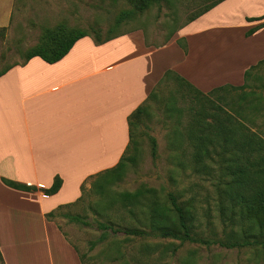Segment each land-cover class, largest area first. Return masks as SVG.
Wrapping results in <instances>:
<instances>
[{
    "label": "crops",
    "instance_id": "crops-1",
    "mask_svg": "<svg viewBox=\"0 0 264 264\" xmlns=\"http://www.w3.org/2000/svg\"><path fill=\"white\" fill-rule=\"evenodd\" d=\"M234 21L241 25L235 27ZM178 38L184 39L186 51ZM262 59L264 0H223L161 46L146 44L141 30L101 43L83 36L54 63L33 56L1 74L4 263L82 264L73 244L46 213L74 202L90 175L117 164L130 140L129 114L166 69L207 93L225 84L242 85L245 70ZM255 72L264 74V65ZM54 176L61 178V186L46 195L41 188L50 187ZM1 177L37 190L9 187Z\"/></svg>",
    "mask_w": 264,
    "mask_h": 264
},
{
    "label": "rangeland",
    "instance_id": "rangeland-1",
    "mask_svg": "<svg viewBox=\"0 0 264 264\" xmlns=\"http://www.w3.org/2000/svg\"><path fill=\"white\" fill-rule=\"evenodd\" d=\"M208 1H161L114 26L118 12L130 7L128 0H0V71L23 64L29 48L42 41H52L59 32L68 33L76 28L87 30L94 41L141 30L146 44L161 46L172 30L186 23L190 14ZM234 22L235 27L241 25L239 21ZM176 90L172 80L163 82L157 96L145 101V113L131 118L132 143L125 155L128 159L122 175L106 184L102 191L91 185L93 178L88 179L80 198L56 212L54 222L82 256L83 264H264V248L259 245L222 244L242 241L245 225L239 217L232 221L227 217L229 211L224 205L228 203L220 197L217 187L221 184L215 162L217 155L212 153L209 169L197 172L191 167L192 149L184 127L189 122V108H197L199 103L188 96L183 98ZM228 90L219 94L230 101L239 90ZM257 91L264 95V88ZM209 97L216 101L215 94ZM172 101L176 110L170 115L166 108ZM178 110L183 113L179 115ZM248 112L251 117L248 124L264 137V102L259 111ZM152 138L156 144L155 155ZM141 187L155 189L161 198L173 192L180 201L192 199L196 225L193 231L199 240L181 242L155 236L127 239L118 232L110 233L105 241L91 248L90 242L100 232L95 219L118 221V217H123L124 223L135 225L128 217H143L141 209L134 208L135 215H131L116 203L121 194L124 196ZM62 213L81 215L91 225L71 221Z\"/></svg>",
    "mask_w": 264,
    "mask_h": 264
},
{
    "label": "trees",
    "instance_id": "trees-1",
    "mask_svg": "<svg viewBox=\"0 0 264 264\" xmlns=\"http://www.w3.org/2000/svg\"><path fill=\"white\" fill-rule=\"evenodd\" d=\"M161 1L170 2V0H128L130 7L118 12L115 17L114 26L132 19L137 13H143L153 5L161 3ZM222 1L209 0L199 10L190 14L183 25L196 19L214 6L216 7ZM253 19L257 18H248V20ZM259 26L249 29L246 34H251ZM179 28L171 31L167 41ZM48 32H51V30ZM83 36L90 35L87 30L81 28H76L68 33L59 32L52 41H42L29 48L25 56V62L33 56H38L48 63H54L60 60L70 50L74 42ZM115 36L108 35L103 40L95 42L101 43ZM177 43L186 51V43L183 38H178ZM263 65L264 59L246 69L242 85L225 84L214 87L207 93L194 87L175 71L166 69L162 78L144 102L136 107L128 116L127 124L129 125L130 140L125 153L113 167L90 175L88 179H94L91 185L102 191L106 184L122 175L125 169V161L128 159L125 155L132 143L131 123L133 121L131 118H139L145 113V101L157 96V90L163 82L172 80L176 85V89H178L176 91L183 98L188 96L191 101L199 103L197 108L193 106L189 108V122L184 127L192 149L191 167L197 172L209 169L210 162L213 161L212 153L217 155L215 162L218 164L220 171L218 181L221 182L217 187L220 197H223L228 203V205H224L229 211L227 217H230L231 221L234 217H239L238 219L245 225V228L242 230V241L222 244L227 246L259 245L264 248V137L256 130H252L248 124V120L251 119L248 111H259L264 102V95L257 91V89L264 88V74L259 72L253 74V71H256V69ZM12 66L10 65L2 69L0 75ZM250 80H254L255 84L251 85ZM228 89H232L233 91L239 90V92L235 93L234 99L230 101H227L222 94H219V92L229 91ZM213 94L216 95V101L209 97ZM221 99L224 100L222 103ZM166 110L170 112V115L176 110L173 101ZM180 113H183L182 110H178L179 115ZM151 140L152 154L155 155V140L153 138ZM179 164L182 165L183 162L179 161ZM1 181L5 185L15 189L25 191L37 190V187L33 185L16 182L5 177H1ZM86 181L82 183L81 189H83ZM61 183V178L54 176L50 187L41 188V190L46 195L54 194L59 190ZM144 193L146 197L143 196ZM78 199L71 203L58 205L55 209L46 213L47 219L53 220L56 212L69 204L75 203ZM116 201V203H119L118 207L126 209L131 215H135L134 208L141 209V212H138L143 217H128L131 221L137 223L135 225L134 222L132 224L124 223L123 217H118V221L111 218L104 221L95 219V225L100 232L98 237L90 242L91 248L97 243L105 241L110 233L116 234L118 232H122L127 239L130 237L155 236L158 238L177 239L181 242L199 240L193 231L196 225L192 199L180 201L178 195L173 192H168L161 198L155 189L141 187L124 196L121 194ZM112 204L113 202L110 205ZM101 210H104V208ZM62 214L71 221L79 222L85 226L91 225V222L81 215ZM114 222H117L118 225L124 224L115 227ZM57 227L61 230L58 225ZM81 257L79 255L82 262ZM0 264H5L1 251Z\"/></svg>",
    "mask_w": 264,
    "mask_h": 264
}]
</instances>
